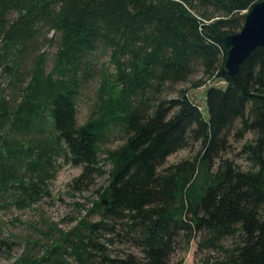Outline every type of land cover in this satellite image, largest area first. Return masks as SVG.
Wrapping results in <instances>:
<instances>
[{
    "label": "trees",
    "instance_id": "trees-1",
    "mask_svg": "<svg viewBox=\"0 0 264 264\" xmlns=\"http://www.w3.org/2000/svg\"><path fill=\"white\" fill-rule=\"evenodd\" d=\"M252 1L0 0V208L13 193L21 205L46 193L58 156L81 166L71 180L78 189L107 173L88 206L76 202L84 213L54 230L40 255L24 250L0 264H70L64 253L74 264H180L173 250L198 233L199 248L224 256L199 264H264V47L227 75V48L214 38L236 32ZM40 46L53 48L49 70ZM96 51L111 67L77 123L76 93ZM195 67L203 75L191 86L224 81L204 88L205 115L184 88L157 95ZM118 129L123 140L101 148ZM231 129L238 140L252 134L237 151L244 166L222 155ZM194 142L191 159L166 164ZM116 238L137 251L112 248ZM14 242L0 234V251Z\"/></svg>",
    "mask_w": 264,
    "mask_h": 264
},
{
    "label": "rangeland",
    "instance_id": "rangeland-1",
    "mask_svg": "<svg viewBox=\"0 0 264 264\" xmlns=\"http://www.w3.org/2000/svg\"><path fill=\"white\" fill-rule=\"evenodd\" d=\"M38 53L41 50L47 52V58L45 60V70L51 68L52 63L50 56L52 54V47L40 46L36 49ZM90 67L86 70L85 79H81L79 85V90L76 93V121L81 123L90 114V110L95 101V91L97 90V84L101 78V71L107 69V52H94L91 55ZM106 66V67H105ZM26 66H23V71ZM111 66L108 67V69ZM193 72L189 76L188 80H181L176 83L166 82L164 89H160L157 95L164 98L176 97L177 90L179 88H184L186 95L195 102L200 110H202L203 115H205L204 107V88L210 84L212 85H224V81L219 78L207 79L205 78L204 83L200 86H191L192 80L196 78H202L203 72L199 67L192 68ZM25 76V71H24ZM83 77V78H84ZM237 124V122H235ZM233 124V125H235ZM230 136L228 137V142L230 147L227 151L223 152V156L228 158H233L236 163L240 166H244V160L241 155L238 154V149L240 148L242 142L252 136L251 132H246L242 139H237L233 135L232 129L230 130ZM123 140L122 132L118 129L117 132H112L109 137L102 143L101 148L107 149L110 147H116ZM200 147L199 143H190L182 149L172 151L166 157V164L170 162H179L183 158H192L194 152ZM104 154L100 153V157ZM101 161V160H100ZM57 168H55L54 177L47 181L46 193L43 192L39 195L38 199L30 205L19 204L14 201L17 194L13 193L5 197L2 202L4 206L0 208V228L1 236L6 240L15 241L11 244L10 249L7 251H0V259L5 262H10L15 256H19L25 251L29 252L31 256L36 257L43 252V245L50 242L52 234H56V229L62 228L70 229L75 220L72 217H79L83 214V209H80L75 205L77 201L81 202L82 205L88 206L92 200L97 197L98 191L102 189L104 178H106L107 173L98 171L93 174L90 182L86 183L83 181L81 189L78 187H73L71 185V180L79 175L81 166L72 164L67 160V158H62L58 156L55 161ZM102 163V161H101ZM104 170L106 166L102 167ZM98 189V190H97ZM72 219V220H71ZM91 221L96 219V216H90ZM199 233L189 240L186 245L177 244L175 250H173L170 258L172 261H180V264H199L202 262L203 258L207 259V263H210L215 258L224 260L222 252L215 248H199L196 244L198 241ZM222 243L229 244V237H225ZM122 248L124 250H130L131 252H136L137 248L129 245L127 241H117V238L112 244V248ZM30 256V257H31ZM61 257L65 258L68 263L74 264L73 260L68 257L66 253L61 254Z\"/></svg>",
    "mask_w": 264,
    "mask_h": 264
},
{
    "label": "water",
    "instance_id": "water-1",
    "mask_svg": "<svg viewBox=\"0 0 264 264\" xmlns=\"http://www.w3.org/2000/svg\"><path fill=\"white\" fill-rule=\"evenodd\" d=\"M243 18L236 32L222 35L214 31V38L227 48L222 63L227 75L237 73L240 62L249 56L252 48L259 45L264 47V0H253L248 10L244 11ZM205 26L209 27V24ZM103 202L107 203L105 200Z\"/></svg>",
    "mask_w": 264,
    "mask_h": 264
}]
</instances>
